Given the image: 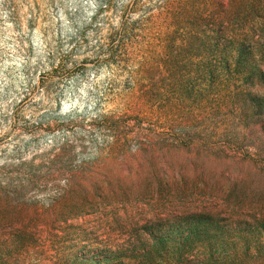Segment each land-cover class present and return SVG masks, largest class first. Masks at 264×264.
Instances as JSON below:
<instances>
[{
    "label": "rangeland",
    "instance_id": "obj_1",
    "mask_svg": "<svg viewBox=\"0 0 264 264\" xmlns=\"http://www.w3.org/2000/svg\"><path fill=\"white\" fill-rule=\"evenodd\" d=\"M100 2L79 66L49 67L115 66L90 122L112 140L80 166L84 137L41 162L42 180L69 175L47 202L0 182V264H264V0Z\"/></svg>",
    "mask_w": 264,
    "mask_h": 264
},
{
    "label": "clouds",
    "instance_id": "obj_2",
    "mask_svg": "<svg viewBox=\"0 0 264 264\" xmlns=\"http://www.w3.org/2000/svg\"><path fill=\"white\" fill-rule=\"evenodd\" d=\"M130 6L124 0L121 11ZM108 7L100 0H27L26 3L0 0V182L3 184L11 181L17 186H27L30 197L47 202L68 186L69 175L61 176L52 170L55 178L42 180L40 177L49 169L40 167L41 162L48 164L62 145L67 147L76 143L78 137H84L72 153L73 167L80 166L99 155L106 140L111 142V136L105 137L104 130H98L90 122L100 112L107 111L108 101L122 87L124 78L118 75L115 66L109 69L86 66L84 71L59 78L51 75L49 67L53 62L63 63V58L70 55L67 68L79 66L84 58V40L94 34L88 27H94L93 18ZM101 19H110V13H103ZM51 82H55V87L49 88ZM113 82L121 87L110 94L108 90L114 86ZM98 105L103 106L94 111ZM70 120L83 121L84 127H76L75 133L66 130L48 133L33 127ZM84 145L91 155L82 152Z\"/></svg>",
    "mask_w": 264,
    "mask_h": 264
}]
</instances>
